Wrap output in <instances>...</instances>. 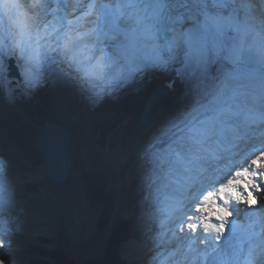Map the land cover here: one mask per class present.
I'll return each mask as SVG.
<instances>
[{
  "label": "snow or ice",
  "instance_id": "6c2138e0",
  "mask_svg": "<svg viewBox=\"0 0 264 264\" xmlns=\"http://www.w3.org/2000/svg\"><path fill=\"white\" fill-rule=\"evenodd\" d=\"M0 12V91L16 76L96 100L152 72L174 75L165 91L184 82L186 106L125 162L176 177L172 264H264V0H0ZM5 170L0 158V264H27ZM120 256L148 264L137 238Z\"/></svg>",
  "mask_w": 264,
  "mask_h": 264
},
{
  "label": "bare ground",
  "instance_id": "6f19581e",
  "mask_svg": "<svg viewBox=\"0 0 264 264\" xmlns=\"http://www.w3.org/2000/svg\"><path fill=\"white\" fill-rule=\"evenodd\" d=\"M3 25L0 12V26ZM163 75L160 72H152L142 80L126 84L122 87L123 91L116 98H112L110 94L107 95V99L92 111L85 109L82 104L84 100L78 87L69 88L56 77L50 78L43 86L34 90L21 89L18 93L15 91L17 79L10 77L12 90H2L5 102L0 106V110L3 111L5 116L4 134L2 140H0V158L6 164L5 176L14 200L13 216L16 226L19 228L25 225V235L34 237L36 234L48 230V227L38 228V212L43 211V206L48 212L57 210L58 207L54 184L42 160V155L34 144L35 136L43 121L47 118L57 119L71 132L69 144L73 150L74 165L71 177L77 179V184L80 187L78 197L80 204L91 200V204L95 209L94 223L98 220L100 212H104L106 218L112 220L116 215L115 209L118 207L117 192L119 191L116 184H112V182L118 181L117 179L121 177L120 167L128 164L125 162V157L130 159L136 149L167 119L179 113L189 101V88L182 82L171 92L161 96L152 106V117L146 122L140 123V111L148 95L162 80ZM81 116L82 119H80ZM102 120L109 122H106L108 123L107 128L100 129V133L104 135V142L89 146L88 143L84 142L83 133L87 135L89 131H93L95 126ZM80 129H83L84 132L81 133ZM95 150L99 152L96 158L101 163L90 158L91 153L97 152ZM17 155H21L24 160L29 161L32 167L31 172L26 171L24 174L27 180H37L41 190L46 194L45 197H40L41 200L37 203V206L32 207L31 214H28L30 217L28 218L26 215L23 216V219H21L22 214L17 211V207L24 210L28 206V199L24 198L27 192L23 190L21 185L24 177L16 171ZM84 159L87 162L84 161L82 167L79 168L76 164ZM116 162H120L118 167L113 165ZM168 184L169 188L163 191L160 196H157L156 206L153 208L155 212L158 211L159 213L157 219L150 221L147 216L142 218L147 219V225L143 226L144 232L148 230L147 235L149 229H159L156 235L150 234V236L145 237V240L138 239L142 244L148 264H169L174 259L171 253L175 249L176 241L168 230L170 224L166 219V210L172 203L174 180ZM141 190V188H138L136 192ZM49 198L54 203H49ZM78 206L80 205L78 204ZM70 212L76 213L78 220L83 217V211L80 207L71 208ZM154 225L159 227H153ZM152 239L155 240V245L152 244ZM147 249H150L153 255L147 253ZM161 249L166 252L161 251ZM153 256L157 257L155 261L152 260Z\"/></svg>",
  "mask_w": 264,
  "mask_h": 264
},
{
  "label": "rangeland",
  "instance_id": "374dc122",
  "mask_svg": "<svg viewBox=\"0 0 264 264\" xmlns=\"http://www.w3.org/2000/svg\"><path fill=\"white\" fill-rule=\"evenodd\" d=\"M122 91L123 88H119L117 91L112 92L110 96L112 98H116L117 95ZM106 99L107 96H103V98L96 100L90 98L89 95H86V97L83 98L84 102H82V104L84 105L85 109L92 111ZM80 119H82V116ZM106 122L108 121L102 120L95 126L94 130L91 132L89 131L87 135L83 133V129H80V132L83 133L84 142L88 143L89 146L94 144H102L104 142V135L100 133V129H105L109 123ZM75 127L78 128L77 125H75ZM98 153V151L94 152L93 154L91 153L90 158L100 162V160L96 158ZM16 157V171L21 173L24 177L21 185L23 190L27 192L24 198L28 199V206L24 210L17 207V211L22 214L21 219H23V216L26 215L28 218L30 217L28 214L33 210L32 207L37 206V203L41 200L40 197H45L46 194L41 190L40 184L37 180H27L26 176L24 175L26 171H32L29 161L24 160L21 155H17ZM84 161L87 162V160L84 159L81 162H78L76 165L81 168ZM113 165L118 167L120 162H116ZM126 165L120 167L121 177L117 179L118 181L115 180L112 182V184H116V186L119 188V191L117 192L118 207L115 209L116 215L112 220L110 218H106L104 212H100L98 220H96L95 223L93 222L95 209L91 204V200L84 201L81 203L82 205L80 204L78 201L80 187L77 184V179L75 180L73 176L69 178L67 182L61 183L59 185L52 181L57 194V210L48 212L45 206H43V211L38 212V228L48 227V230L38 233L34 237H30L24 233L26 228L25 225L19 227L21 230L19 233V238L24 242L25 245V260L27 261V264H34V260L39 259V256L35 252L31 251L30 246H39L42 244L52 249H61L66 254L75 258L78 257L82 261H92L94 259L103 258L108 253L109 243L112 237L117 235L118 230L122 226V222L127 218L131 219L129 228L127 229L128 231L127 233L124 232L122 234L123 241H120L119 245L117 246V254L120 260V249L125 241L129 240L130 238H142L145 240V237L150 236V234L156 235L157 231H159L158 228L157 230H155V228L149 229L150 231L148 235L143 234V226L147 225V219L145 220L142 218L147 216L150 221L157 219L159 213L158 211L155 212L153 209L154 206H156L157 196H160L163 191H166L167 188H169L168 183H170L172 180H175L176 177L167 171L161 172L159 175L151 174L145 171L140 165H135V163H128ZM34 184H36V187ZM138 188H141L142 190L140 192H136ZM48 202L54 203L51 198L48 199ZM145 202H147L146 205H144ZM78 204L80 206H78ZM76 207H80L81 211H83V217L80 220L77 219L78 217L75 215L76 213L74 214L70 212L71 208L73 209ZM156 226L157 225H154V227ZM119 236L120 234H118V238ZM47 259L51 262H55L53 258L51 259L50 257H47ZM171 263L172 262H169V264Z\"/></svg>",
  "mask_w": 264,
  "mask_h": 264
},
{
  "label": "water",
  "instance_id": "95a60500",
  "mask_svg": "<svg viewBox=\"0 0 264 264\" xmlns=\"http://www.w3.org/2000/svg\"><path fill=\"white\" fill-rule=\"evenodd\" d=\"M12 78L18 79V76ZM15 91L18 93L21 91V88L16 87ZM164 93H166V91L162 84L152 89L140 111V123H144L152 117V106L164 95ZM4 102L3 93L0 91V106ZM70 139V130L62 122L54 118L45 119L35 136V147L41 153L42 160L48 169L50 178L55 184L67 182L73 172V150L69 144ZM42 246L52 249L44 244H42ZM75 259L79 264H82L81 259L78 257Z\"/></svg>",
  "mask_w": 264,
  "mask_h": 264
},
{
  "label": "trees",
  "instance_id": "16d2710c",
  "mask_svg": "<svg viewBox=\"0 0 264 264\" xmlns=\"http://www.w3.org/2000/svg\"><path fill=\"white\" fill-rule=\"evenodd\" d=\"M36 187V184H34ZM129 227L128 221H124L117 235L112 237L109 243V250L105 257L92 261H82V264H121V260L117 254V246L122 238H118V234L127 233ZM46 240V239H45ZM31 251L35 252L39 259L34 260V264H79V262L61 249H49L42 245H31ZM47 257L53 258L55 262H51Z\"/></svg>",
  "mask_w": 264,
  "mask_h": 264
}]
</instances>
